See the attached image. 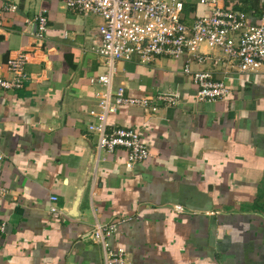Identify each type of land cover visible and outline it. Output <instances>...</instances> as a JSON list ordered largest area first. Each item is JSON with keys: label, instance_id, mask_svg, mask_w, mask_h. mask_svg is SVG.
Wrapping results in <instances>:
<instances>
[{"label": "crops", "instance_id": "crops-1", "mask_svg": "<svg viewBox=\"0 0 264 264\" xmlns=\"http://www.w3.org/2000/svg\"><path fill=\"white\" fill-rule=\"evenodd\" d=\"M257 22L264 0H224ZM9 5L15 7L11 9ZM185 0L192 24L209 13ZM45 11L43 45L36 17ZM102 18L62 0H0V77L11 55L32 49L23 88L0 91V264H104L101 245L84 238L97 222L126 218L108 238L128 264H264V70L241 73L223 51L189 62L224 81L226 99L200 102L183 68L190 55L150 64L117 61L113 87L131 97L175 93L157 111L121 106L108 130L142 133L152 156L134 167L126 152L97 151L90 109L106 70L94 48ZM34 46V48H32ZM67 210L53 220L50 197ZM182 207V208H181Z\"/></svg>", "mask_w": 264, "mask_h": 264}, {"label": "built area", "instance_id": "built-area-1", "mask_svg": "<svg viewBox=\"0 0 264 264\" xmlns=\"http://www.w3.org/2000/svg\"><path fill=\"white\" fill-rule=\"evenodd\" d=\"M64 5L78 13H94L102 18L96 28L97 44L94 50L104 58L106 70L92 76V84L100 83L101 89L94 93L96 106L90 109L89 131L97 135V151L126 152V165L134 167L152 156L141 132L118 127L108 130V119L119 107H140L157 111L159 106L178 105L175 93H161L143 97L126 94L125 86L113 87L117 61L138 60L150 64L159 58L180 59L190 55L183 71L197 88L196 98L200 102L226 99L231 90L226 82L214 80L206 70H193L189 62L207 60L200 52L203 43L218 47L227 61L236 64L241 73L264 70V4L257 22H251L246 11L236 8L224 0H200L209 7V13L198 15L192 24L183 18L185 0H62ZM13 9L14 5H9ZM35 47L43 45L48 27L45 11L37 17ZM34 46L32 48H34ZM32 49L17 51L7 61L10 77H0V91L23 88L29 76L26 65ZM1 157V155H0ZM8 190L0 184V195ZM49 213L53 220L66 216L67 210L57 204L58 196L50 197ZM182 208V207H181ZM126 218L114 219L109 223L97 222L94 229L84 238L99 244L104 249V264H128V253L123 247L112 248L108 238L126 222ZM6 231L5 222H0V233Z\"/></svg>", "mask_w": 264, "mask_h": 264}]
</instances>
